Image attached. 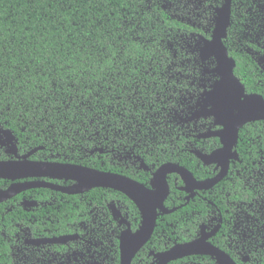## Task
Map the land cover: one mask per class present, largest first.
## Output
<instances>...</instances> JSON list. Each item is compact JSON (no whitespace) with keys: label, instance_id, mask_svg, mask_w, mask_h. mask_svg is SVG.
Masks as SVG:
<instances>
[{"label":"flooded vegetation","instance_id":"1","mask_svg":"<svg viewBox=\"0 0 264 264\" xmlns=\"http://www.w3.org/2000/svg\"><path fill=\"white\" fill-rule=\"evenodd\" d=\"M224 3L154 0L176 25L169 28L166 44L167 83L171 86L164 93L174 106L167 109L166 118L171 119L164 131L170 145L180 147H140L139 138L132 147H116L118 154L109 159L117 171L112 174L148 190H152L157 170L169 163L187 170L197 182L211 180L225 169L221 180L207 190L189 191L179 174H167L169 192L163 202L167 212L156 208L154 224H150L132 200L115 190L67 194L59 188L70 187L73 181L0 178V264H264V197L252 188L254 183H263L264 174L254 176L263 161L244 164L236 150L240 131L253 135L259 125L264 127L263 113L257 112L239 129L231 151H221L229 145L216 135L224 130L221 123L224 127L233 123L220 122L219 116L209 114L211 102H228L237 93L224 51L234 62L232 74L244 94L264 100V0H230L225 35L219 37ZM241 70L249 77L246 85ZM10 133L8 142L7 134L0 131L1 162L27 160L95 169L80 159L55 160L52 151L62 147H32L27 138L20 141ZM245 144L257 147L253 138ZM84 150L89 155L115 152L114 147ZM175 151L187 161L158 163V152L172 156ZM196 153L205 155L206 163ZM221 182L229 183L227 190H218ZM239 183L242 192L235 189ZM171 193L175 198L168 208L165 202ZM240 198L245 200L238 201ZM190 202L197 203L189 207ZM202 203L206 206L201 207ZM175 212L180 220H175ZM145 224H150L151 232L138 244ZM135 235L138 237L133 238Z\"/></svg>","mask_w":264,"mask_h":264},{"label":"trees","instance_id":"2","mask_svg":"<svg viewBox=\"0 0 264 264\" xmlns=\"http://www.w3.org/2000/svg\"><path fill=\"white\" fill-rule=\"evenodd\" d=\"M172 26L154 0H0V129L32 147H62L52 151L55 160L80 159L109 173L117 172L109 164L116 147L139 138L140 147H180L164 131L174 106L164 93L171 86L165 53ZM240 72L246 85L249 77ZM256 130L240 131L236 150L244 164L264 167V127ZM249 138L257 147H246ZM85 147L115 152L89 155ZM157 159L187 161L176 151L158 152ZM224 184L218 190H227ZM263 188L254 192L264 197Z\"/></svg>","mask_w":264,"mask_h":264},{"label":"water","instance_id":"3","mask_svg":"<svg viewBox=\"0 0 264 264\" xmlns=\"http://www.w3.org/2000/svg\"><path fill=\"white\" fill-rule=\"evenodd\" d=\"M224 2L225 3L222 8L224 13L223 22L221 23V36L219 34V37L225 35V27L229 20L230 0H224ZM218 26H220V24H218ZM223 59L229 63L230 70H228V74L231 77V79L230 77L229 79L233 85H236L235 87L237 89V93L236 96L228 100V102H221L220 99H215V101L210 103L211 109L209 114L213 117L219 116L221 120L220 122H225V119H227V122L233 123L232 125H225V127L221 123V126H223L224 130L221 131L219 135H216L221 136L222 141L224 139V143L229 145L228 147H223L221 151L225 149L231 151L233 148L232 146H234L237 142L239 129L246 122L251 120V116L257 112H261L263 113L261 118L264 119V100L261 96L245 95L243 86L232 74L234 62L227 57L225 51L223 53ZM0 131H2L4 134H7L6 136L9 137L8 142H11L12 135L10 131L4 129H0ZM196 155L202 162L206 163L205 160H207V157L205 155H200L197 153ZM235 155L236 153H234L231 158H235ZM169 173L179 174L184 182V185L187 187L186 190H207L221 180L223 174L225 173V169L221 170L218 176L211 180L197 182L193 176L187 172V170L183 169L179 165L173 163L164 164L154 175V178L151 182L152 190H148L127 177L109 172H101L96 169L74 164H60L52 162L35 163L29 162L27 160L24 162L0 161V178L3 179L36 176L73 181L74 185L67 188H59L60 191L67 194L82 193L94 188L118 191L126 195L136 204V206L142 212L143 218L150 224H154L156 217L155 209L157 208L164 210L163 202L169 192L166 176ZM148 207H152V210H149ZM166 212L167 211H165V213ZM150 224L143 225L138 238V244L142 243V237L144 234L147 237L151 232V227H148ZM147 229H149V231H147ZM137 237L138 235H135L133 238Z\"/></svg>","mask_w":264,"mask_h":264},{"label":"rangeland","instance_id":"4","mask_svg":"<svg viewBox=\"0 0 264 264\" xmlns=\"http://www.w3.org/2000/svg\"><path fill=\"white\" fill-rule=\"evenodd\" d=\"M259 172H261V174H264V167L262 166V167H258V171H257V174L256 175H254L255 177H259ZM256 179V178H255ZM254 179V180H255ZM254 182V181H253ZM263 183H261V182H257L256 184L254 183L253 184V190H255V189H259L261 186H263L264 185V179H263V181H262ZM254 185H255V188H254ZM261 190H264V188L263 189H261Z\"/></svg>","mask_w":264,"mask_h":264}]
</instances>
